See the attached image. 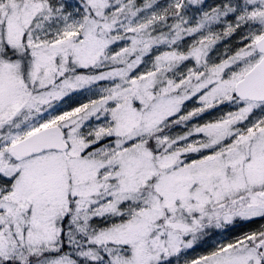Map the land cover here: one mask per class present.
I'll use <instances>...</instances> for the list:
<instances>
[{
    "label": "snow or ice",
    "instance_id": "1",
    "mask_svg": "<svg viewBox=\"0 0 264 264\" xmlns=\"http://www.w3.org/2000/svg\"><path fill=\"white\" fill-rule=\"evenodd\" d=\"M0 264H264V0H0Z\"/></svg>",
    "mask_w": 264,
    "mask_h": 264
}]
</instances>
